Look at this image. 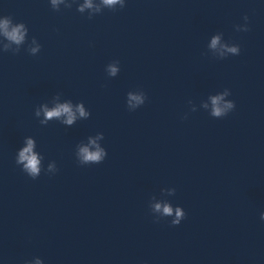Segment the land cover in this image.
Returning <instances> with one entry per match:
<instances>
[{
	"label": "clouds",
	"instance_id": "obj_1",
	"mask_svg": "<svg viewBox=\"0 0 264 264\" xmlns=\"http://www.w3.org/2000/svg\"><path fill=\"white\" fill-rule=\"evenodd\" d=\"M104 4L106 5H114L119 2V0H103ZM53 5L58 3V0H52ZM87 7H91L90 0L88 3H86ZM80 11H83V8L80 9ZM244 20L247 21L248 17L245 16ZM11 17H6L3 21H0V30L3 31V35L10 41H13L17 44L21 43V41L24 40V31L22 29L24 28L23 23L17 24L15 26H11ZM237 31H248L247 25L243 28H240L239 26L236 27ZM219 42V37H214L211 42V47L216 48L217 44ZM38 49L33 48L31 49V52L34 54L37 52ZM227 51L230 53H233L235 55H239L240 53V47H230L227 48ZM110 72L112 75H115L117 72V69L115 67L110 66ZM131 100L136 101L137 103H143V99L140 96H130ZM223 99V96H215L212 97V112L211 115L216 118H222L228 114L229 110H233L235 108V103L233 101L225 102L223 106H221L220 102ZM81 116L87 115L83 108L78 109ZM62 113H66L68 115L67 123L71 124L72 121L75 119L74 114L71 111V108L69 105H60L57 108L48 111L45 109V115L47 118L52 117H59ZM39 115V113H37ZM92 144H95V141H91ZM105 150L99 148V146H96V150L92 151L88 147H82L80 148V158L81 163H93V164H99L103 162L106 156ZM17 164H23L22 171H25L28 176H30L32 179H36L40 175V168H39V159L37 155L33 152V141L28 140L27 147L23 148L19 152L18 159L16 160ZM154 211L161 212L164 216H173L174 213V219L171 220V224L173 226L179 225L181 221L185 218V212L182 210L181 207H176L175 210H173V207L170 205H163L156 203L154 205ZM260 219L264 221V213H261ZM27 264V262H26ZM36 264H40V261L37 260Z\"/></svg>",
	"mask_w": 264,
	"mask_h": 264
}]
</instances>
